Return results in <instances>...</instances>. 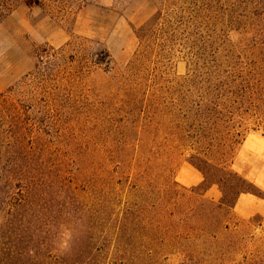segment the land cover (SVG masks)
Instances as JSON below:
<instances>
[{
	"label": "rangeland",
	"instance_id": "obj_1",
	"mask_svg": "<svg viewBox=\"0 0 264 264\" xmlns=\"http://www.w3.org/2000/svg\"><path fill=\"white\" fill-rule=\"evenodd\" d=\"M171 1V27L143 40L159 0H75L66 16L24 1L0 20V140L33 159L46 219L31 238L48 262L264 264V0ZM209 56L255 93L222 165L262 196L232 209L171 135ZM5 171L7 205L20 196Z\"/></svg>",
	"mask_w": 264,
	"mask_h": 264
},
{
	"label": "trees",
	"instance_id": "obj_2",
	"mask_svg": "<svg viewBox=\"0 0 264 264\" xmlns=\"http://www.w3.org/2000/svg\"><path fill=\"white\" fill-rule=\"evenodd\" d=\"M24 1L41 8H45L48 3L64 16L68 15V10L75 2V0H0V20L17 3ZM159 2V12L137 30L138 39L143 40L144 37L155 34L159 23H164V29L171 27L170 13L166 12L172 1ZM164 13L167 16H164ZM178 18L182 25V17ZM196 23L197 20L194 28L199 27ZM194 42L197 49L205 52L202 49L205 47L204 41L200 40L199 46L196 39ZM204 58L201 67L196 64L193 68L194 75L190 80L185 110L183 114L178 115L171 135L179 146H188L194 151L188 162L203 176L205 190L217 185L222 191L219 209L223 207L232 209L239 195L252 194L259 198L262 196L254 185L222 165L233 144L238 143L234 135L230 134L232 125H235L234 118L241 111L252 107L255 93L252 85L248 83L247 76L243 77L226 68L227 60L210 56ZM181 116H185V121L180 120ZM212 154L215 161L208 158ZM32 161L28 154L22 152L21 144H17V141L11 143L0 140L2 164L0 170L10 169L17 176L16 186L20 196L12 198L10 204H0V264H53L44 258L43 251L31 238L41 231L40 228L46 219V204L42 201L40 191L42 183L37 179V172L31 165ZM2 177L0 174V178ZM9 179L13 184V177ZM43 238L45 239L44 236ZM180 238L178 236L173 239L178 243Z\"/></svg>",
	"mask_w": 264,
	"mask_h": 264
}]
</instances>
